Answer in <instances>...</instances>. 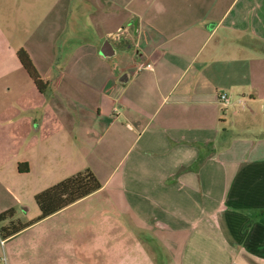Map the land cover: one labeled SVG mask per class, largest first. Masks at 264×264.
Segmentation results:
<instances>
[{"label":"crops","instance_id":"1","mask_svg":"<svg viewBox=\"0 0 264 264\" xmlns=\"http://www.w3.org/2000/svg\"><path fill=\"white\" fill-rule=\"evenodd\" d=\"M88 1L67 16L62 0L56 32L67 17L83 40L60 45L28 42L16 0H0V213L28 221L20 207L35 193L90 169L101 187L58 212L79 204L89 223L168 233L179 264H264V0ZM124 25L131 34L110 43L135 39L136 61L114 74L100 49ZM98 204L107 211L93 218Z\"/></svg>","mask_w":264,"mask_h":264},{"label":"rangeland","instance_id":"2","mask_svg":"<svg viewBox=\"0 0 264 264\" xmlns=\"http://www.w3.org/2000/svg\"><path fill=\"white\" fill-rule=\"evenodd\" d=\"M91 2L93 1H88V3ZM62 4V0H16L15 11L22 13L30 31L34 32L28 42L50 43L53 40L61 45L65 39L69 40L68 43L83 40L78 35H69L72 26L68 27L67 17L64 21L65 26L61 30L62 36L56 32L61 23V15L64 13L65 7ZM1 7L5 8L0 3V9ZM69 7L78 11V14L81 11L82 13L88 12V10L80 11V0H69L66 6L67 16L70 13ZM45 12L49 13L50 18L41 24V15ZM77 19L79 20L78 31L86 30V27H83L86 24L84 15ZM91 28L93 27H90V30L86 32L92 39L93 45V29ZM120 28L121 32H119ZM120 28L109 33V35L111 34V36L108 35L109 41L113 42L124 35L131 34L129 27ZM16 30L18 31L17 36L21 37L20 33L23 29L19 21L16 22ZM135 42V39H129L121 44H112L114 54L111 57H114L115 61L114 74H118L125 63L132 65L136 61L134 60ZM83 60L84 63L80 65V68L87 62V59ZM256 115L258 120L252 122L253 126L255 128L263 127L259 123L261 118H258V114ZM234 119L235 117L227 114L228 121ZM263 129L264 127L260 130ZM97 200L102 201V197L93 196L94 204L98 203ZM76 207H79V204L60 212L57 211L3 239L0 243V264H179L176 250L170 247L168 233L153 230L151 233L147 229L143 234L137 231L125 234L122 229V226L125 228V225L119 223L107 224L106 220L89 223L88 218L84 221L82 217H79ZM103 208L107 207H100L99 204L94 205L93 218H99L102 213L107 211ZM20 209L24 210L28 221L35 219L39 213L34 200L25 205V209L24 207H20ZM18 220L21 221V219ZM5 224H8V220L1 222L0 226ZM132 228L138 230V225L131 224ZM179 239L183 240L182 237Z\"/></svg>","mask_w":264,"mask_h":264},{"label":"trees","instance_id":"3","mask_svg":"<svg viewBox=\"0 0 264 264\" xmlns=\"http://www.w3.org/2000/svg\"><path fill=\"white\" fill-rule=\"evenodd\" d=\"M16 54L35 87L43 93L48 82L40 76L28 52L19 48ZM100 187L101 183L96 175L90 169H85L38 191L34 194V202L39 210L35 219L26 222L19 221L14 217V209L0 213V223L8 220V224L0 226V241L87 196Z\"/></svg>","mask_w":264,"mask_h":264},{"label":"water","instance_id":"4","mask_svg":"<svg viewBox=\"0 0 264 264\" xmlns=\"http://www.w3.org/2000/svg\"><path fill=\"white\" fill-rule=\"evenodd\" d=\"M114 53V49L110 41L105 40L101 46L100 54L104 56L112 55ZM127 79V73H123L119 78V81L123 82Z\"/></svg>","mask_w":264,"mask_h":264},{"label":"built area","instance_id":"5","mask_svg":"<svg viewBox=\"0 0 264 264\" xmlns=\"http://www.w3.org/2000/svg\"><path fill=\"white\" fill-rule=\"evenodd\" d=\"M121 31H122V29L120 28L119 32H121ZM109 36H111V34ZM149 65L150 64L147 63V64H145V67H148ZM218 101L221 103L224 110H227V108L230 107V105L232 104L231 99L224 92H221L218 94ZM241 102H242V99L238 100V103H241Z\"/></svg>","mask_w":264,"mask_h":264}]
</instances>
